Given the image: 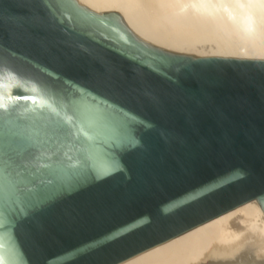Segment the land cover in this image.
Instances as JSON below:
<instances>
[{
	"label": "water",
	"instance_id": "water-1",
	"mask_svg": "<svg viewBox=\"0 0 264 264\" xmlns=\"http://www.w3.org/2000/svg\"><path fill=\"white\" fill-rule=\"evenodd\" d=\"M34 3L0 0V17ZM44 5L50 27L0 56L4 264H121L248 202L264 212V60L180 55L122 13ZM149 89L204 102L191 119L186 104L161 113ZM258 248L201 264H264Z\"/></svg>",
	"mask_w": 264,
	"mask_h": 264
},
{
	"label": "bare ground",
	"instance_id": "bare-ground-1",
	"mask_svg": "<svg viewBox=\"0 0 264 264\" xmlns=\"http://www.w3.org/2000/svg\"><path fill=\"white\" fill-rule=\"evenodd\" d=\"M97 14L122 13L129 29L168 52L264 60V0H79ZM246 244L264 259V212L248 202L121 264H201Z\"/></svg>",
	"mask_w": 264,
	"mask_h": 264
},
{
	"label": "snow or ice",
	"instance_id": "snow-or-ice-1",
	"mask_svg": "<svg viewBox=\"0 0 264 264\" xmlns=\"http://www.w3.org/2000/svg\"><path fill=\"white\" fill-rule=\"evenodd\" d=\"M44 7V0H35V3L29 6L31 12L27 17H0V56L4 55L5 50L14 51V49H11V43L13 41L29 39V34L26 31L27 28L47 30L50 27V21L43 11ZM43 46L45 45L41 42V47ZM185 75L199 78V74L195 70ZM213 85V81L208 82L209 87ZM258 92L261 98H264V83L259 85ZM149 93L150 103L161 113L166 110V105L168 104L178 103L189 105L190 108L186 112L187 118L189 119L193 117L194 110L201 107L204 102L203 95L190 96L183 93H176L169 95L166 99L165 96L158 91L149 89ZM143 127L151 130V122L146 123ZM19 203L20 202H14L17 206L20 219H25L27 218V212L19 207ZM0 264H4L2 257H0Z\"/></svg>",
	"mask_w": 264,
	"mask_h": 264
}]
</instances>
